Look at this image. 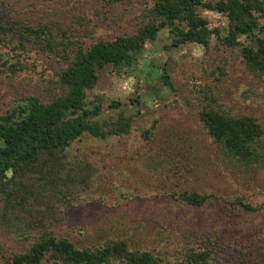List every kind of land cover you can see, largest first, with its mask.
<instances>
[{"label": "rangeland", "instance_id": "rangeland-1", "mask_svg": "<svg viewBox=\"0 0 264 264\" xmlns=\"http://www.w3.org/2000/svg\"><path fill=\"white\" fill-rule=\"evenodd\" d=\"M151 5L0 0V24L45 27L62 39L55 48L41 41L0 43V113L26 97L52 102L59 95L54 74L64 67L69 41L86 47L133 36L157 22ZM196 14L211 32L206 48H171L176 24L164 27L142 45L133 65L102 68L85 91L86 108L100 106L89 122L106 130L128 120L127 134L82 135L61 151L41 154L26 176L6 177L12 189L2 188L9 198L0 201V264L46 237L77 250L122 241L128 252L147 253L161 264H264V74L245 67L240 47L220 43L229 27L224 14L203 7ZM260 23L264 27V19ZM256 36L264 39V28ZM163 72L171 90L160 81ZM111 102L119 106L110 108ZM202 110L252 119L261 129L251 144L256 160L242 164L228 156L201 125ZM189 194L202 204L185 203L182 196Z\"/></svg>", "mask_w": 264, "mask_h": 264}, {"label": "trees", "instance_id": "trees-1", "mask_svg": "<svg viewBox=\"0 0 264 264\" xmlns=\"http://www.w3.org/2000/svg\"><path fill=\"white\" fill-rule=\"evenodd\" d=\"M151 2V12L157 22L143 26L133 36L99 41L86 47H78L76 41L68 42V58L64 67L54 74L59 95L52 102L44 105L34 97H26L15 108L0 113V201L9 198V193L2 188L9 186V190L12 189L6 185L8 182L3 183L6 177H13L16 171L26 176L31 171L27 168L41 154L61 151L82 135L102 140L111 135L127 134L128 120L106 130L89 122L99 114L100 106L96 104L91 109L86 108L85 91L95 86L97 72L102 68L111 66L118 70L133 65L142 45L152 41L157 31L164 27L171 30L176 24L170 32L178 39L171 42V48L184 43L206 48L211 32L207 22L196 14L198 7L226 16L229 27L227 34L219 38L220 43L231 48L240 47L245 67L264 74V39L256 36L264 28L260 23L264 19V0H219L214 5L203 0ZM239 37L251 39V46H241L237 41ZM0 41H41L47 48H55L58 45L55 41L62 39L52 37L45 27L10 21L0 24ZM160 81L165 88L172 89L165 72L161 74ZM108 106L117 108L119 103L111 102ZM198 119L228 156L242 164L256 160L258 153L251 144L259 139L261 129L252 119L222 117L211 110L199 112ZM182 198L190 206H200L203 202L194 194L183 195ZM0 222H4L2 217ZM113 259L123 264H161L147 253L128 252L122 241H106L96 249L77 250L68 241L53 237L39 240L26 252L12 256L7 264H103Z\"/></svg>", "mask_w": 264, "mask_h": 264}]
</instances>
